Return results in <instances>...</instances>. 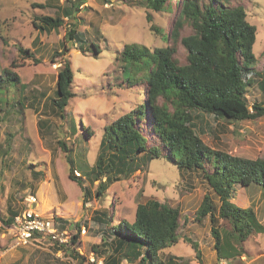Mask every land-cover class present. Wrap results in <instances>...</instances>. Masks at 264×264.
Segmentation results:
<instances>
[{
	"label": "rangeland",
	"instance_id": "rangeland-1",
	"mask_svg": "<svg viewBox=\"0 0 264 264\" xmlns=\"http://www.w3.org/2000/svg\"><path fill=\"white\" fill-rule=\"evenodd\" d=\"M73 1L76 0H0V74L4 75L7 68L20 76L17 84L6 80L0 83V217L8 218L11 212L23 209L26 197L35 194L38 210L66 220L64 227L69 234V245L48 240L17 244L13 233L0 220V264H140L139 260L131 261L123 249L115 251L117 240L112 230L121 219L132 222L139 203L149 199L166 202L181 211L180 240L161 252L163 264H170V256L174 264H221L211 228L225 221L216 217L212 223L209 215L203 219L197 216L206 194L212 197L216 211L220 205L219 196L202 169L180 167L166 157L140 153V166L134 173H119L103 195H97L100 180L91 183L79 167L82 164L86 170L92 168L101 151L106 125L140 104L148 105L145 83H128L125 63L117 59V54L128 43H139L151 50L170 45L168 35L179 11V0H168L169 7L162 11L142 6L140 0H85L76 12L77 18H65L59 28L41 31L33 25L36 17L59 15L58 8L70 6ZM231 4H242L247 19L257 27L254 52L258 60L248 74L253 83L246 96L250 104L261 102L264 0H231ZM72 21L86 34V51L67 42L69 50L61 54L64 35ZM191 32L187 24L181 35ZM92 40L100 46L98 54L90 48ZM20 47L28 48L33 56L21 53ZM186 57L185 48L178 43L176 58L185 63ZM64 59L70 60L74 71L75 94L62 117L52 108L51 100L57 96L58 70ZM13 61L17 66H12ZM194 121L197 132L211 147L253 159L264 156V116L228 120L199 112ZM88 126L94 133L90 137ZM137 126L147 135L149 145L160 143L153 132L149 105L146 119L138 120ZM60 140L71 150L76 165L74 174L82 175L84 187L91 190L86 203L84 189L69 178L70 164ZM163 150L167 152L166 148ZM232 197L240 206H252L264 225V191L259 184L236 183ZM102 213L111 216L107 217L109 222L98 218ZM75 234L79 238L73 244ZM193 243L198 244L201 258ZM75 247L86 259L73 258L70 251ZM243 247L241 256L225 263L264 264V231L252 233Z\"/></svg>",
	"mask_w": 264,
	"mask_h": 264
},
{
	"label": "trees",
	"instance_id": "trees-1",
	"mask_svg": "<svg viewBox=\"0 0 264 264\" xmlns=\"http://www.w3.org/2000/svg\"><path fill=\"white\" fill-rule=\"evenodd\" d=\"M199 1H178L179 11L168 35L172 40L170 45L151 50L139 43H128L117 54V59L125 63L128 83L135 85L143 82L146 85L153 132L160 143L149 145L147 135L137 126L138 120L146 119L148 114V105L140 104L105 126L101 151L92 168L86 170L82 164L79 167L91 183L100 180L97 195H103L119 173L125 176L134 173L140 166V153L147 157H166L180 167L202 169L208 183L218 194L220 205L216 211L212 197L206 194L197 216L203 219L209 215L212 223H215L216 217L225 221L223 225H213L211 231L218 260L231 261L245 252L243 242L252 233L264 231L255 209L238 205L232 197L236 183L242 186L256 183L264 191V156L253 159L211 147L197 132L194 117L199 112L228 120L264 116V100L250 104L246 96L248 86L253 83L248 74L258 60L254 52L257 27L247 19L242 4L232 5L231 0ZM140 2L154 11L165 10L170 4L168 0ZM84 3L85 0H76L70 6L59 7V15H41L36 17L33 25L41 31L59 28L65 24V18H77L76 12ZM151 17L149 13L148 19L151 20ZM187 24L192 32L181 35L182 28ZM155 28L151 25L152 30ZM86 38L85 32L80 31L72 21L66 29L61 54L69 50L67 42H73L82 52L86 51ZM178 43L187 52L185 63H180L176 58ZM90 48L94 49L95 54L101 51L95 40L91 41ZM19 50L33 56L28 48L20 47ZM58 54L54 53L55 56ZM12 66H17L15 61ZM5 80L17 84L20 76L4 68L0 83ZM73 80L71 62L64 59L58 70L57 96L51 100L52 108L62 117H65V107L75 94L72 90ZM260 87L264 90V73ZM86 130L89 137L94 134L89 126ZM59 142L67 153L69 178L76 180L84 189L86 203L92 195L91 190L84 187L82 175L74 174L76 165L67 143ZM17 213L11 212L8 218L0 217L2 224L11 226ZM56 217L64 227L67 221ZM107 217L110 219L111 216L102 213L98 218L109 222ZM180 227L181 211L178 207L149 199L139 203L132 222L121 219L117 225H113L112 232L117 240L115 251L123 249L131 261L139 260L140 264H163L161 252L179 242ZM36 238L38 242L45 241ZM78 238V234L73 235L71 243L75 244ZM76 247L70 251L73 258L86 259V255ZM193 247L201 258L198 244L193 243ZM173 260V256H170V264H174ZM107 264L112 263L108 261Z\"/></svg>",
	"mask_w": 264,
	"mask_h": 264
},
{
	"label": "built area",
	"instance_id": "built-area-1",
	"mask_svg": "<svg viewBox=\"0 0 264 264\" xmlns=\"http://www.w3.org/2000/svg\"><path fill=\"white\" fill-rule=\"evenodd\" d=\"M37 198L35 194H29L25 199V207L18 211L12 225L7 227L13 233L16 243L35 242L36 237H39L53 244L69 245L68 231L62 227V223L56 219V215L49 216L38 210ZM89 258L94 262V255ZM225 261L222 260L221 264H227ZM102 264H104L103 261Z\"/></svg>",
	"mask_w": 264,
	"mask_h": 264
}]
</instances>
